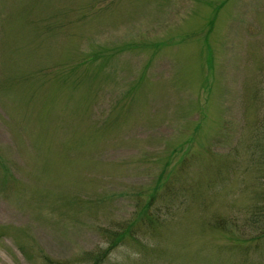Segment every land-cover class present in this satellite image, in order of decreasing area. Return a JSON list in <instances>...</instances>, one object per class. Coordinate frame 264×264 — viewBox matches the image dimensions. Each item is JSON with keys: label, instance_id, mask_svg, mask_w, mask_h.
<instances>
[{"label": "rangeland", "instance_id": "rangeland-1", "mask_svg": "<svg viewBox=\"0 0 264 264\" xmlns=\"http://www.w3.org/2000/svg\"><path fill=\"white\" fill-rule=\"evenodd\" d=\"M0 264H264V0H0Z\"/></svg>", "mask_w": 264, "mask_h": 264}, {"label": "trees", "instance_id": "trees-1", "mask_svg": "<svg viewBox=\"0 0 264 264\" xmlns=\"http://www.w3.org/2000/svg\"><path fill=\"white\" fill-rule=\"evenodd\" d=\"M151 199H153V196L151 197ZM149 214H150V213H149ZM147 219L150 220V219H149V216L147 217ZM149 227H150V226H149ZM126 228H128V230H127L128 234H129L130 236H132L131 227H128V225H127L126 227H124V229H126ZM130 231H131V232H130Z\"/></svg>", "mask_w": 264, "mask_h": 264}]
</instances>
